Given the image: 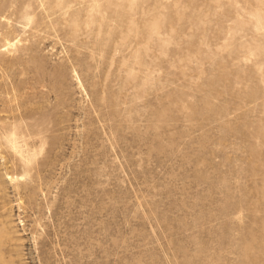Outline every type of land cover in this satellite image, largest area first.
I'll return each instance as SVG.
<instances>
[{
	"label": "rangeland",
	"instance_id": "374dc122",
	"mask_svg": "<svg viewBox=\"0 0 264 264\" xmlns=\"http://www.w3.org/2000/svg\"><path fill=\"white\" fill-rule=\"evenodd\" d=\"M0 264H264V0H0Z\"/></svg>",
	"mask_w": 264,
	"mask_h": 264
},
{
	"label": "bare ground",
	"instance_id": "6f19581e",
	"mask_svg": "<svg viewBox=\"0 0 264 264\" xmlns=\"http://www.w3.org/2000/svg\"><path fill=\"white\" fill-rule=\"evenodd\" d=\"M9 246H10V245H9ZM9 246H8V247H9ZM10 247H11V246H10ZM7 249H8V248H7Z\"/></svg>",
	"mask_w": 264,
	"mask_h": 264
}]
</instances>
